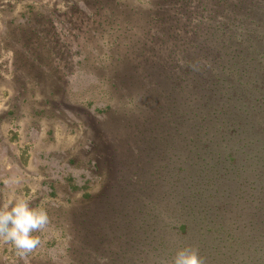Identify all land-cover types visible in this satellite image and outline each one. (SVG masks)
<instances>
[{"label":"rangeland","instance_id":"obj_1","mask_svg":"<svg viewBox=\"0 0 264 264\" xmlns=\"http://www.w3.org/2000/svg\"><path fill=\"white\" fill-rule=\"evenodd\" d=\"M20 196L50 223L0 264H264V0H0Z\"/></svg>","mask_w":264,"mask_h":264},{"label":"clouds","instance_id":"obj_2","mask_svg":"<svg viewBox=\"0 0 264 264\" xmlns=\"http://www.w3.org/2000/svg\"><path fill=\"white\" fill-rule=\"evenodd\" d=\"M18 182L16 178L6 181L9 185ZM49 223L47 210L32 206L23 196L10 204L0 205V240L11 244L22 259L41 245L39 233L44 232ZM162 264H207V260L197 247L186 245L177 249L171 261H163Z\"/></svg>","mask_w":264,"mask_h":264},{"label":"trees","instance_id":"obj_3","mask_svg":"<svg viewBox=\"0 0 264 264\" xmlns=\"http://www.w3.org/2000/svg\"><path fill=\"white\" fill-rule=\"evenodd\" d=\"M234 64H236V63L234 62Z\"/></svg>","mask_w":264,"mask_h":264}]
</instances>
